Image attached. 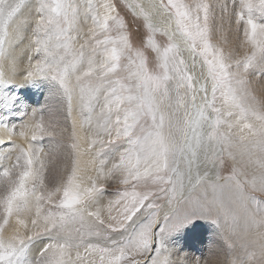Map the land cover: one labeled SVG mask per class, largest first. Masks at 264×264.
<instances>
[{"label":"snow or ice","instance_id":"6c2138e0","mask_svg":"<svg viewBox=\"0 0 264 264\" xmlns=\"http://www.w3.org/2000/svg\"><path fill=\"white\" fill-rule=\"evenodd\" d=\"M231 4L252 48L242 59L211 42L214 16L208 0H156L147 9L141 0H34L30 5L0 0V60L8 61L10 73L0 66V128L8 133L7 140L0 139V264H181L169 238L196 221L212 220L213 210L223 208L218 193L224 187L246 223L264 229V200L247 190L264 192V102L252 94L248 80L249 73L264 75V23L253 16L254 11L264 15V0ZM25 7L29 15L15 20ZM220 8L226 13L228 0ZM122 11L133 22L143 21L141 47L133 46ZM82 24L88 25L86 33ZM158 34L165 45L157 43ZM146 50L155 53L158 72L149 69ZM24 60L23 82H48L65 99L69 118L75 100L81 128L91 126L99 108L98 124L103 121L108 138H99L98 131V138L89 139L95 177L80 176L74 160L66 181L46 185V154L36 144L54 137L52 122L45 121L42 109L29 114L27 107H17L19 97L11 92L19 86L12 77ZM122 71L126 75L120 76ZM12 115H30L19 131L26 147L12 140ZM76 124L72 119L73 134ZM227 161L231 174L220 184ZM250 165L260 169L258 180L247 179L244 168ZM110 180L132 190L118 193L114 203L122 204L120 218L110 217L114 222L105 225L100 211L92 209L105 193L101 181ZM148 182L155 191L135 190ZM205 185L212 189L211 199ZM159 194L168 209L162 217ZM230 214L236 222L238 213ZM14 215L23 234L17 230L5 241L3 230ZM257 236L264 257V232ZM42 238L47 242L30 262L28 253ZM240 246L247 252L248 242ZM256 255L247 252L248 260Z\"/></svg>","mask_w":264,"mask_h":264},{"label":"rangeland","instance_id":"374dc122","mask_svg":"<svg viewBox=\"0 0 264 264\" xmlns=\"http://www.w3.org/2000/svg\"><path fill=\"white\" fill-rule=\"evenodd\" d=\"M23 2L26 5H30V4L34 3V0H23ZM141 2L144 4L146 9L149 7L150 3H154L153 0L152 1L151 0H141ZM183 2L187 3V4H192L194 2V0H183ZM208 2L213 6V16H214L213 33H212V41L211 42L214 45H216L217 47L223 49L225 54L232 55L234 59H242L245 55L250 54L252 51L251 46L248 45L247 43H244L245 42V37L243 34L244 25H243V23H241L240 25L235 24V20H236L235 15H234L235 9L232 7L231 0H228V10L226 13L222 12L221 8H220V5L225 3L226 0H208ZM254 2L258 4L259 0H254ZM121 14L125 16L126 21L129 23V33H130V37H131L133 46L134 47H141V39L146 34L144 29H143V21L139 20V21L133 22V18L131 17L130 14H127L124 11H122ZM28 15H29V9H28V7H25L17 15L15 20L18 21L19 19H21L25 16H28ZM253 16L258 22L264 23V15H262L259 11H254ZM159 18H160L159 16L154 15V20L156 22L160 21ZM226 20L227 21L229 20V22H227ZM229 24H230V26H229ZM11 27L12 26H10V28ZM30 27L31 26H29V32H27L25 34L26 35V38L24 40L25 44H27L28 39H30ZM81 28L86 33L88 25L82 24ZM230 29H232V31ZM219 31H221V32H219ZM223 34H224V36H223ZM231 34H232V36L230 37ZM226 36H229L230 38L226 37ZM231 38L233 40H231ZM235 39H236V41H235ZM156 40H157V43L161 44L162 46L166 44V38L161 37L159 34L157 35ZM82 42H83V40L78 41L77 47L79 46V43H82ZM238 42H241V43H238ZM228 43H229V46H228ZM225 47H226V49H225ZM232 49L235 51V54L233 53L234 51ZM246 50H248V51H246ZM146 55L148 56V61H149L148 67H149V69L153 72H158L159 69L157 68V60H156L155 53L151 52V50H146ZM125 63H127L126 60L121 61L122 65ZM26 65H27V61H26ZM200 71H206V69H198L197 73L199 74ZM124 75H126V73H124L122 71L120 73V76H124ZM73 80H74V78H73ZM248 80L250 81L249 88L251 89L252 94L256 97L257 100L264 102V75H261L258 72L249 73ZM38 84H39V86L37 88V90L39 91L38 95L40 96L41 91H42L41 95H43V94L45 95V92H47V94H46V96L38 98V103H36V105H35V100H34L35 99V93H34V91L33 92L31 91L30 86L28 84L24 88L22 86H19L18 91H20L21 93H20V95H18L19 93H16V94L18 95L19 100L23 101L25 104L30 106L28 111H31L32 109H42V114L44 116L45 121L46 122H49V121L52 122L54 131H55L54 137L53 138L45 137V139L37 141V144H36L37 147L43 148V153L46 154L45 156H47V159H45L47 161V164H48V165H46V172H45L46 180L48 182H53V183L57 181L56 184L63 183L64 181H66L69 174L72 171L74 160L77 161V166H78V170H79L78 174L80 176H82V177H86V176L95 177L97 174L96 173V165L91 163L93 156H94V151H88V142H89L90 138H98L96 136V133L98 131L100 132L99 138H103V139L108 138L103 133L102 128H101L103 121L100 120L99 124H98L99 108H97L96 112H94L92 114L93 118H92L91 126L81 128L80 124H79V116H78L79 108H78L77 102L74 100L73 116H72V118H69L67 115L66 101L63 98V96L53 86L49 85V83L46 81H40V82H38ZM261 84H262V86H261ZM15 89H16V87H13L11 89V92L13 94H15V91H14ZM42 89H44V90H42ZM50 90H51V94L49 95L48 93ZM262 108H264V104H262ZM72 119L77 120V124H76V128H75V134H73ZM18 121H19V123H18ZM28 121H29L28 116L21 118L19 116L12 115L11 119H10V123H12V124L14 123L16 125V127H18L20 125L22 126L23 123L28 122ZM114 134L115 133L113 132V135ZM14 137H15L16 141H19V139L16 135H14L12 138L14 139ZM74 142L77 143V145H78V147L76 149H73V147H72V144ZM54 144H57L56 147L54 146ZM50 146H51V150L49 153L48 151L50 149ZM5 147H7V145ZM23 147H26V145L25 146L23 145ZM64 147L66 149H68V153L65 155V157H64V155H62V153H60V151ZM15 154H16L15 152L12 153V156H15ZM58 154L60 155V158L62 156L64 158V161H67V165L64 167V169H65L64 174H63L64 179L62 178L61 181L56 180L58 170L55 171L56 177H55L54 173H51V175L49 174L50 172H53L54 167H56L55 165H53L52 161H54L55 159L56 160L62 159V158L61 159L59 158ZM88 159H89L90 163H89ZM49 160H51V162ZM6 162L7 161H4L3 163H6ZM84 163H87V164L83 165ZM231 163H232L231 161H227L226 166L220 168V175L222 177L221 181L219 182L220 184L224 183V180H223L224 177H227L231 174ZM108 166L111 167V164H109ZM0 170H2V166H0ZM212 171L214 172L215 170H212ZM244 172L247 174L248 180H251L254 176L258 180L260 175H261L260 169H258L255 165H250V166L245 167ZM212 178L214 179V175L212 176ZM101 182L104 184L105 193L102 197H100L99 202L96 204L95 208L92 210H99L100 211L101 218L104 219L105 225H106L109 222H114V221L110 220V217H116L117 219L120 218V213L123 210L122 204L117 205L114 203L119 198L118 193L123 192L125 190L131 191L132 188L129 185H124V184L120 183L118 180L101 181ZM135 190L138 192H143L146 190L155 191L156 186L152 185L150 182H148L147 184L138 185ZM204 190L207 191L208 198L211 199L213 197L212 189L208 185H205ZM247 190L252 195H255L259 199L264 200V192H252L250 187L247 188ZM199 194L200 193H197V195H199ZM159 195H161V199H158L156 202L162 206L160 209V213H161V217H162L163 213L165 211H167L168 209L166 207V198H164L162 196V194H159ZM218 195H219L220 200L223 203V208H218V209L213 210V213H212L213 219L212 220L196 221L194 224L189 225L188 227L184 228L180 233L175 234L174 237L169 238V247L172 246V248H174L175 252H176V255H175L176 257L174 256L173 258L178 259V257H177V256H179V255H177L178 252L183 251V249H181L183 246L182 245L183 241H181L179 239H181V237H183L184 234L186 235L187 233L191 232V236H189L188 242L192 246L187 247V253H190V251H192L193 255H194V260L200 261V264H213L214 260L216 261L215 264H225L226 261H231L232 259H237L238 261H243L244 264H264V257L260 256V243H261V241L258 239V236H257V233L258 232H264V229H256L250 223H246L243 213L238 208H236V206L234 204H232L230 202L231 193L227 187H224L218 193ZM185 210L186 209H184L182 207L180 209V212L183 213ZM232 210H235L238 213L239 218L236 222H233V219L231 217L230 213ZM23 218L27 219V217H23ZM17 219L18 218L14 215L13 217L10 218V220H9L10 223L5 226V229L8 230L5 233H3V238L5 239V241L9 240L12 236H14L15 233L17 232V230H19L20 233L23 234L24 230H23V228H21L17 224V222H16ZM89 222H91V221H89ZM29 228H31L30 221H29ZM198 230L199 231L204 230V233L206 235L204 237V240H206L208 243L207 246L206 245L204 246V248H205L204 257H201V258H199V256L197 255V253H199V250H196V243L194 242V236H193ZM206 232H207V234H206ZM113 235H115V234H113ZM209 238H211L212 240ZM226 241L232 242L234 247L232 249H229L227 247ZM245 241L248 242V245H249L247 252H256L257 253L255 259H253V260H248L247 252L244 249H242L240 246L241 243H243ZM253 241H255V243H253ZM46 242H47V238H42L36 244L33 245V247L30 249V251L28 253V257H27L30 262H34L35 260H37L38 250L41 247H43V245ZM93 242H98L102 246L105 244V241L102 239L99 241H96L94 239ZM177 246H179L178 249H176ZM184 246H186V244ZM219 248H221V254L218 251ZM81 251H82V249H81ZM72 255L75 256L74 250L72 252ZM217 256L220 258L219 262H218ZM194 260H192V264H193Z\"/></svg>","mask_w":264,"mask_h":264},{"label":"bare ground","instance_id":"6f19581e","mask_svg":"<svg viewBox=\"0 0 264 264\" xmlns=\"http://www.w3.org/2000/svg\"><path fill=\"white\" fill-rule=\"evenodd\" d=\"M152 1V0H151ZM153 2H156V0H153ZM160 19V21H157V23L159 24V23H161V20H162V18L160 17L159 18ZM221 19V18H220ZM222 21V20H221ZM220 21V22H221ZM227 21V20H226ZM227 22H229V20L227 21ZM232 22V21H231ZM219 24V23H218ZM228 24V23H227ZM233 24V23H232ZM231 24V25H232ZM235 24H236V22H235ZM234 25V24H233ZM237 25V24H236ZM229 26H230V24H229ZM240 29V28H239ZM231 31H232V29H230ZM237 30V29H236ZM9 32L11 33L12 32V27L11 28H9ZM219 32H221V31H219ZM235 32V31H234ZM240 32V31H239ZM238 33V32H237ZM241 33V32H240ZM238 35V34H237ZM222 36V35H221ZM223 36H224V34H223ZM232 36V34L230 35V37ZM226 37H229V36H226ZM229 37V38H230ZM228 38V39H229ZM235 38V37H234ZM237 38V37H236ZM244 38V37H243ZM220 39V38H219ZM225 40V39H224ZM231 40H233L232 38H231ZM230 41V40H229ZM235 41H236V39H235ZM227 43V42H226ZM238 43H241V42H238ZM244 43H246V42H244ZM237 44V43H236ZM238 45V44H237ZM249 45V44H248ZM223 46V45H222ZM228 46H229V43H228ZM232 46V45H231ZM224 47V46H223ZM249 47V46H248ZM232 48V47H231ZM235 48V47H234ZM225 49H226V47H225ZM224 49V50H225ZM223 50V49H222ZM233 50V49H232ZM234 51V50H233ZM239 51V50H238ZM246 51H248V50H246ZM234 54H235V51L233 52ZM185 56H187V53H185ZM26 61L27 60H24V63H23V65H21V67H20V69H18L17 70V75H15L14 77H12V81H13V84H18L19 86H22L23 88L24 87H26V85L28 84L29 86H30V89H31V91L33 92L34 91V93H35V105H36V103H38V98H41V97H43V96H46V94H47V92H45V95L43 94V95H41L42 94V91H41V94H40V96L38 95V93H39V91L37 90V88H38V86H39V84L37 83V85H32V84H30V83H24L23 82V79H22V76H20L19 75V72L22 70V68L23 67H26L25 65H26ZM0 66H2L3 67V69H4V71H5V73L6 74H8V75H10V73H9V71H8V61H4V60H0ZM198 70V69H197ZM255 82V81H254ZM253 82V83H254ZM41 84V83H40ZM260 84V83H259ZM252 85V84H251ZM18 86V87H19ZM261 86H262V84H261ZM18 87H16V89L14 90L15 91V95L16 96H18V95H20V91H18ZM253 88V87H252ZM42 90H44V89H42ZM16 93H19L18 95L16 94ZM49 95L51 94V90L49 91V93H48ZM61 97V96H60ZM27 107V109H29V107L30 106H28L27 104H25L23 101H21L20 100V104H18L17 105V107ZM21 107V108H22ZM30 112L31 111H29V114H30ZM28 119H30V115L28 116ZM17 120V119H16ZM18 123H19V121H18ZM14 124V123H13ZM16 136L18 137V139H19V141H16L15 140V137H14V139L12 138V140L15 142V144H17V145H19V146H21V147H23V145L25 146H27V140H25L23 137H20L19 136V131H20V129H21V125L20 126H18V127H16ZM84 135V134H83ZM0 139H5V140H7L8 139V133L3 129V128H0ZM55 143V142H54ZM82 143V142H81ZM87 143V142H86ZM56 145L57 144H54V146L56 147ZM71 145V144H70ZM68 146V145H67ZM66 146V147H67ZM69 147V146H68ZM54 148V147H53ZM50 150H51V146H50V149H49V153H50ZM57 150V149H56ZM60 151V150H59ZM60 153H62V155H64V157H65V155L68 153V149H66L65 147L64 148H62V150L60 151ZM55 155V154H54ZM58 156H59V158H60V155L58 154ZM51 157V156H50ZM53 157V156H52ZM56 157V156H55ZM43 158L44 159H47V156H45V155H43ZM62 158V159H61ZM61 160H54V161H52L53 162V165H55L56 167H54V171L53 172H50L49 174L51 175V173H54L55 174V177H56V170H58V174H57V178H56V180H58V181H61V179L63 178V174H64V167L67 165V161H64V158L61 156ZM12 159L14 160V156H12ZM50 162H51V160H49ZM48 161V162H49ZM81 161V160H80ZM86 161V160H85ZM88 161H89V159H88ZM87 161V162H88ZM9 161H7L6 163H4V164H7ZM47 162V161H46ZM89 163H90V161H89ZM87 163H84L83 165H86ZM46 165H48V164H46ZM109 167V166H108ZM50 168V167H49ZM66 172V171H65ZM48 173V172H47ZM45 177H46V175H45ZM52 178V177H51ZM64 179V178H63ZM57 182V181H56ZM56 182H48L47 180H45V183H46V185L49 187V188H51V186L53 185V184H56ZM3 193H2V191H0V195H2ZM10 223V222H9ZM6 231H8V230H6L5 228H4V230H3V233H5ZM206 234H207V232H206ZM189 236H191V232L190 233H187L186 235L184 234V236L183 237H181V239H179V240H181V241H183L182 242V248L181 249H183V251H181V252H178V254L177 255H179V256H177L178 257V260L179 261H181V264H192V260H194V255H193V252L192 251H190V253H187V247H191L192 245H190V243L188 242V240H189ZM194 242L196 243V250H199V253H197V255L199 256V258H201V257H204V251H205V248H204V246L206 245L207 246V241L206 240H204V237L206 236L205 235V233H204V230H198L194 235ZM209 239H211V238H209ZM212 240V239H211ZM210 241V240H209ZM185 242V243H184ZM213 242V241H212ZM211 242V243H212ZM181 244V243H180ZM186 244V246H184ZM211 245V244H210ZM213 246V245H212ZM211 246V247H212ZM172 247V246H171ZM178 247L179 246H177L176 247V249H178ZM209 248V247H208ZM179 251V250H178ZM219 252H220V254H221V248H219V250H218ZM33 253V252H32ZM192 254V255H191ZM193 258H191V257ZM30 257V256H29ZM176 257V256H175ZM214 259V258H213ZM217 259H218V262H219V257L217 256ZM195 261V260H194ZM215 260L213 261V264H215Z\"/></svg>","mask_w":264,"mask_h":264}]
</instances>
